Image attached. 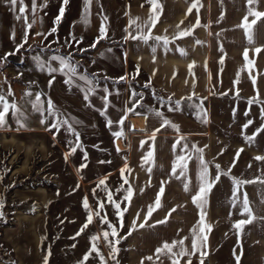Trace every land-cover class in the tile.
<instances>
[{
  "label": "crops",
  "instance_id": "obj_1",
  "mask_svg": "<svg viewBox=\"0 0 264 264\" xmlns=\"http://www.w3.org/2000/svg\"><path fill=\"white\" fill-rule=\"evenodd\" d=\"M24 2L27 21L16 19L19 4L13 12L0 0V54L22 41L27 32V42L59 45L88 69L107 78L94 80L95 91L85 100L84 81L75 79L68 85L65 75L47 71L53 55L65 54L57 48L39 47L24 52L40 57V62L34 60L31 75L44 86L48 100L63 118L69 119L74 130L104 127L113 135L122 132L119 139L125 154V183L133 191L126 218L135 228L128 241L126 264H172L157 249L164 242L171 244L185 237L184 246L191 252V230L200 221V209L192 199L200 183L195 148L203 149L210 182L218 172L230 175H220L206 197L204 224L210 230L204 233V255L198 251L191 256H177L178 264L189 260L191 264H200L201 260L203 264H264V159H255L264 157V131L255 135L252 143L245 139L264 126V103L249 104L253 98L264 102V17L253 25V42L249 43L245 29L240 27L246 16L249 23L255 19L248 15V0H156L155 9L149 0H92L87 23L82 22L84 0H68L67 4L64 0H36V23L31 29L26 23L33 20L32 0ZM193 3L198 11L191 8ZM62 7L64 15L56 24ZM251 8L264 12V0ZM150 15L155 17L154 26ZM102 24L106 36L92 47ZM53 27L56 32L47 35ZM185 30L190 34L179 37ZM37 32L46 34L47 39L37 36ZM141 34L167 37L169 43L165 46L162 41L150 39L145 43L131 38ZM73 36L76 41L82 37V43L74 42ZM246 50L250 65L244 59ZM40 63L46 65L44 70ZM51 67L58 68L59 63L51 61ZM170 107L178 110L169 111ZM124 117L121 126L117 122ZM205 118L207 123L202 122ZM165 119L171 124L162 126ZM108 120L113 122L110 127ZM248 121L252 123L245 129ZM171 125H177L179 131ZM153 133L154 140L150 139ZM181 136L185 139L176 145ZM149 151L153 158L146 162L144 157ZM189 153L192 158L188 161L187 180L177 179L171 174L173 164L177 156ZM180 171L177 168V175ZM232 177L251 183L242 184L234 196ZM162 182L161 207L153 211L144 227H139L145 222L148 207L155 204ZM245 194L254 218L236 229V223L249 219L242 214Z\"/></svg>",
  "mask_w": 264,
  "mask_h": 264
},
{
  "label": "rangeland",
  "instance_id": "obj_2",
  "mask_svg": "<svg viewBox=\"0 0 264 264\" xmlns=\"http://www.w3.org/2000/svg\"><path fill=\"white\" fill-rule=\"evenodd\" d=\"M33 53L24 54L19 65L0 54V95L20 109L18 114L10 109L0 128V264H102L100 255L106 264H126L134 226L126 218L123 144L104 127L75 130L78 139L66 126L59 131L51 128L54 118L32 106L36 95L45 109L48 101L44 86L31 75ZM28 92L32 95H25ZM42 119L46 122L41 123ZM101 180L104 185L99 184ZM108 192L124 211L122 226L107 201ZM85 198L93 220L81 232L89 215ZM97 211L116 227L118 236L109 235L108 240L117 252L103 238V232L111 229L95 215ZM94 235L99 237V254L91 251Z\"/></svg>",
  "mask_w": 264,
  "mask_h": 264
},
{
  "label": "snow or ice",
  "instance_id": "obj_3",
  "mask_svg": "<svg viewBox=\"0 0 264 264\" xmlns=\"http://www.w3.org/2000/svg\"><path fill=\"white\" fill-rule=\"evenodd\" d=\"M4 2L6 4L10 5V10L13 11V12L17 11V7L16 6H17V4H19L20 7L18 9V14L16 15V19L17 20L24 19L25 21H27V15H25L27 6L25 5L24 0H4ZM91 2H92V0H84V5H85L84 10H83V18L84 19H83L82 22L87 23V21H88V18L90 16V5H91ZM149 2L152 4L154 9L156 7H158V5L156 3V0H149ZM257 2H258V0H248V3L250 5L248 15L255 17V19H253L251 21V23H249L248 16H246L244 18L243 24L240 25V27H243L245 29V32H246V35H247L249 43L253 42V35H252V27H253V25L256 23L257 19H259L261 17H264V12L253 11V9L251 8V5L254 4V3H257ZM67 3H68V0H64V4H67ZM191 8H197V4L193 3ZM191 8L189 9V12H191ZM198 10L199 9L197 8V11ZM31 12H32V15H33V20H32L31 23H26V28L27 29H31L33 27V25L36 23V18H35V14L37 12L36 0H32ZM63 15H64V8L62 7L60 9L59 15L56 17L54 23L59 24L60 23V19H61V17H63ZM150 21H151L152 26H154V24H155L154 15H150ZM41 23H42V21H41ZM197 26H199V25H197ZM55 32H56V28L53 27L49 31V33L47 35H51L52 33H55ZM188 34H190V30L182 31L178 35H179V37H183V36L188 35ZM36 35L37 36H43L44 39H47V35L42 33V32H37ZM105 36H106V29L103 27V24H102V26L100 28V36L93 43L92 47H95L96 43L99 42V39L105 38ZM14 38H15V33L13 32V39ZM131 38L132 39H141L145 43H147L148 40H150V39L151 40H155L157 42L162 41L165 46L169 43V40H168L167 37H159V36L153 37V36L141 34V35H138V36H132ZM72 40L78 44V43H82L83 38L81 37L79 41H76L75 36H73ZM27 41H28V34H27V32H25V34L23 36V42L20 45H18V48H23L24 44L27 43ZM200 43H202V42L201 41H197V44H200ZM68 46L71 47L70 44ZM81 51H85V50H81ZM153 51H155V48H153ZM180 51H181L182 55H186V52L184 50L181 49ZM256 51L259 52L260 49H256ZM7 55L8 54H6V56ZM6 56H5V58H6ZM33 59L36 60L37 62H40V57L39 56L33 57ZM244 59L247 62V64H249V65L252 64V61H250L248 59L247 50L244 53ZM51 61H57L59 63V67L58 68L51 67ZM221 63H223V61H221ZM40 67H41L42 70H44L46 65L44 63H40ZM78 69H79V65H78V63H75L73 61V53H71V52L68 53L66 56H64V55H53L50 58V61L48 62V65H47V71L50 74L54 73V72H60L61 74L65 75L67 77V79L65 80V83L68 84V85H72L74 83L75 79H79V80L84 81L85 84L87 85V89L85 91L84 99L87 100L89 94H91V93H93L95 91V89L93 87L95 76L89 77V76L83 75V74H81L79 72ZM121 79H124V78H121ZM237 82H238V80H237ZM253 84H255V80H253ZM9 94L11 95L12 93H9ZM25 95L31 96L32 93L28 92ZM135 96H136V94L133 93V97H135ZM189 99H191V97H189ZM176 103H177V105L179 104L178 101ZM252 103H264V102L259 101L256 98H253V99L249 100V104H252ZM43 105H44V101L42 100L41 96L40 95H36L35 101L33 102L32 106L35 109V111L41 113V115H43L44 112L47 111V114L54 118L55 123H53L51 125V128H55V129H57V131H59V129L61 127L66 126L67 130L69 132H73L77 136V139H78L79 134L75 132V130L73 129L72 124L69 122V119L66 118V117L65 118H61V114L59 113V110L56 108V106L51 101V99H49L47 101V109H45L43 107ZM10 109L15 114L20 113V109L15 103H9V101L6 99L5 96L0 95V128H3L5 126V123H6L5 116L9 112ZM174 110H178V109L177 108H171V107L169 108V111H174ZM129 111H134V110H129ZM153 111H155V110H153ZM262 112H264V109H262ZM156 115L162 116L163 113L156 112ZM205 116H206V114H205ZM17 118H18V121H19L20 117L18 116ZM124 119H126V117L122 118L117 123H119L122 126L123 122H124ZM45 122H46L45 120H43V119L41 120V123H45ZM202 122L207 123L206 118L203 119ZM112 123L113 122L111 120L107 121V124H108L109 127L112 125ZM251 123H252V121H248V123H246L244 125V128L247 129V127ZM170 124H171V122L168 121L167 119H165V120H163L162 126L170 125ZM171 126L173 128H175L176 131H179V127L177 125H171ZM156 131H159V129H157ZM261 131H264V126H262L260 129H257V132L254 133L253 136H245L246 141L249 142V143H252L254 141L255 135L259 134V132H261ZM121 135H122V132H115L114 133V136L116 138H119ZM150 139H152V140L155 139V133L152 134ZM184 139H185V137L181 136L176 141V145H179L180 142L182 140H184ZM77 146H79V145H77ZM187 147H188L187 144L183 145V148L185 150H187ZM117 150L119 151V149H117ZM72 151L75 152V147L72 148ZM194 151L197 153L196 158L198 159L199 164H200V172H199L200 183H199V186H198V190L193 195L192 199H193V203L196 204L198 209H200V221L191 230V235H192V244H191V249L192 250H191V252H189L188 249L184 246V240H186L187 237H185V238H183V239H181L179 241H173L171 244L168 243V242H164L162 247L157 249V253L158 254H163L165 256H168L169 259H171L172 264H178V260L176 259L177 256H180V257H183L185 255L191 256V255H195L198 251L200 252L201 256L204 255V253L201 251V249L203 248L204 242L207 240V236L204 233H205V229L210 230V226L204 224V217H205L204 205L206 203V197H207L209 191L211 190V188L214 186V182H218L219 181L220 175H222V174L223 175H230V173L218 172V174L215 177V180L210 182L208 163L203 158V149L195 148ZM240 151H242V149ZM85 158H86V156H85ZM152 158H153V152L149 151L147 153V156L144 157V160L146 162H148V161H151ZM191 158L192 157H191L190 153L188 155H179V156H177V158H176V160H175V162L173 164V168H172V173L171 174L173 176H175L177 179H180L181 177H184L185 180H187L188 161ZM255 159L262 160V159H264V157H255ZM216 167L219 170L220 166L216 165ZM177 168H179L181 170L179 175H177ZM148 171H151V169L149 168ZM122 175H123V170H122ZM232 182H233V185H234V188H233L234 196H235V193L238 192L239 187L242 184L251 183V181H240V180H237L235 177H232ZM163 183L164 182L161 183V188H160V191H159V193L157 195V199L155 201V204L154 205H150L148 207L147 214H146V217H145V222L141 223L139 225V227H144L145 224L147 223V220L151 217L153 211L155 209L161 207L160 197L163 195V192H164ZM99 184L100 185H104L105 181L101 180L99 182ZM184 188H185L186 191L189 190L188 183L184 184ZM105 191L107 192L106 188H105ZM126 192H127V195L124 197V199L130 202V199H131V197L133 195V191H132L131 187L126 189ZM107 201L110 204H112L113 207L115 208L116 214L120 218V222H121V226H122V218H123V215H124V211L121 210L120 203H118L115 200H113V196H112L111 192H108V194H107ZM233 202H235V199H234ZM84 207L89 211V215L87 217V223L85 225H83V227L81 229V232L83 231L84 228H87L88 224L92 223V220H93V215L91 214V209H90V207L88 205V202H87L86 198L84 200ZM2 208H3V202L0 201V209H2ZM99 208L101 210H103V208H104V202L103 201L99 202ZM125 211H126V209H125ZM173 211H174V209H173ZM245 213L249 216V219L248 220H240L238 223H236L234 225V227L236 229H242L243 225H245L246 223H250L251 219L254 218L253 215H252V209L249 206L246 194H245L244 199H243V213L242 214H245ZM95 215L96 216H100V212L97 211L95 213ZM0 216H2V212H0ZM138 216H139V214H137V218H138ZM100 219H101L102 223H107L109 225V228L111 229V232H108V231H104L103 232L104 240L108 241V245L112 249L113 252H117L118 249L115 248V245L113 244V242L108 240L109 235H111L113 237L118 236V232L116 230V227L114 225H112L106 219V216H100ZM160 222L162 223L164 221H160ZM133 230H135V228H133ZM79 234L80 233H77V235H79ZM129 234H131V233H129ZM98 239H99V237H97L95 235L90 238L91 245H92L91 251H96L99 254V250H98L97 244H96ZM118 243H119V240H116L115 244H118ZM177 245H179L178 250L176 252H174L173 249L176 248ZM89 255H91V252L85 254V257H84L85 261L87 260ZM157 258H159V256ZM100 259L102 261V264H106V262L103 260V256L102 255H100ZM113 259H115V256H113ZM147 259H152V258L148 257ZM237 260H239V257H237ZM187 264H191V261L189 260L187 262ZM200 264H203V260H201Z\"/></svg>",
  "mask_w": 264,
  "mask_h": 264
},
{
  "label": "water",
  "instance_id": "obj_4",
  "mask_svg": "<svg viewBox=\"0 0 264 264\" xmlns=\"http://www.w3.org/2000/svg\"><path fill=\"white\" fill-rule=\"evenodd\" d=\"M22 42L23 40L17 43L12 49L4 52L3 54L4 58L6 54H8L5 58L8 62H11L13 64H21L24 60V52L31 49L32 47L49 48V49L57 48L59 51L62 49V47L59 45H43L38 41H29L24 44L23 48H18V45H20ZM5 72L6 71H4V73Z\"/></svg>",
  "mask_w": 264,
  "mask_h": 264
},
{
  "label": "trees",
  "instance_id": "obj_5",
  "mask_svg": "<svg viewBox=\"0 0 264 264\" xmlns=\"http://www.w3.org/2000/svg\"><path fill=\"white\" fill-rule=\"evenodd\" d=\"M63 54L67 55L69 52H66L63 48L60 50ZM73 61L75 63H78L79 68H81L85 73H87L90 77L95 76V80L96 81H105L107 80L106 77H104L103 75H101L99 72L95 71V70H90L88 69V67L80 60H76L73 57Z\"/></svg>",
  "mask_w": 264,
  "mask_h": 264
}]
</instances>
